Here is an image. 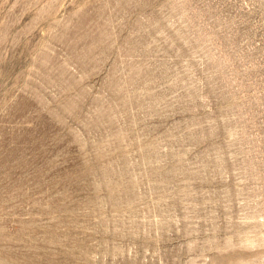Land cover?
I'll use <instances>...</instances> for the list:
<instances>
[{
	"label": "rangeland",
	"instance_id": "obj_1",
	"mask_svg": "<svg viewBox=\"0 0 264 264\" xmlns=\"http://www.w3.org/2000/svg\"><path fill=\"white\" fill-rule=\"evenodd\" d=\"M0 264H264V0H0Z\"/></svg>",
	"mask_w": 264,
	"mask_h": 264
}]
</instances>
